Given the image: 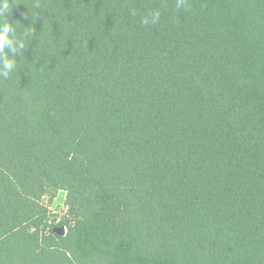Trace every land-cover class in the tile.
I'll return each mask as SVG.
<instances>
[{"label":"trees","instance_id":"trees-1","mask_svg":"<svg viewBox=\"0 0 264 264\" xmlns=\"http://www.w3.org/2000/svg\"><path fill=\"white\" fill-rule=\"evenodd\" d=\"M10 3L0 264H264V0Z\"/></svg>","mask_w":264,"mask_h":264},{"label":"clouds","instance_id":"clouds-1","mask_svg":"<svg viewBox=\"0 0 264 264\" xmlns=\"http://www.w3.org/2000/svg\"><path fill=\"white\" fill-rule=\"evenodd\" d=\"M36 7H39L37 3ZM177 11L188 10V0H176ZM13 4L10 0H0V79L9 78L18 68L17 57L24 56L26 47L34 40L36 29L32 26H24L18 20L11 19ZM132 16L136 15L134 9H130ZM161 12L158 9L149 10L141 19L145 26L155 25L159 22ZM22 19L28 20V16L22 14Z\"/></svg>","mask_w":264,"mask_h":264},{"label":"rangeland","instance_id":"rangeland-1","mask_svg":"<svg viewBox=\"0 0 264 264\" xmlns=\"http://www.w3.org/2000/svg\"><path fill=\"white\" fill-rule=\"evenodd\" d=\"M67 193L60 191L55 198L46 197L43 202L49 209L59 218L63 217L66 213L67 206Z\"/></svg>","mask_w":264,"mask_h":264}]
</instances>
